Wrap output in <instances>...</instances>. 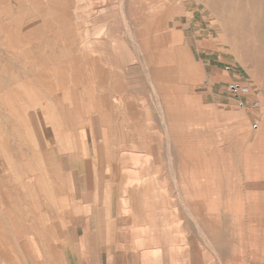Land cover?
<instances>
[{
    "label": "rangeland",
    "instance_id": "374dc122",
    "mask_svg": "<svg viewBox=\"0 0 264 264\" xmlns=\"http://www.w3.org/2000/svg\"><path fill=\"white\" fill-rule=\"evenodd\" d=\"M16 132L89 189L118 264H264V0H0L2 152ZM80 243L0 222V264L102 254Z\"/></svg>",
    "mask_w": 264,
    "mask_h": 264
},
{
    "label": "crops",
    "instance_id": "0c3cea01",
    "mask_svg": "<svg viewBox=\"0 0 264 264\" xmlns=\"http://www.w3.org/2000/svg\"><path fill=\"white\" fill-rule=\"evenodd\" d=\"M16 134L12 152L4 153L0 149V222L6 227L8 239L17 242L19 247L20 243L28 242L46 257H62L63 242H81L79 248L83 250L84 258L89 249L101 248L102 254H88L92 255V264H118L117 256L122 253L120 248L113 254L111 247L106 248L107 243L104 242L102 247L93 244L111 235V223L96 215L99 206L87 194L89 189L77 191L74 183L70 186L69 177L66 184L70 188H60L63 184L61 166L54 165L49 169L45 153H31L25 138ZM90 239L93 242L89 245L92 246L86 251L85 241ZM99 256L106 260H97Z\"/></svg>",
    "mask_w": 264,
    "mask_h": 264
},
{
    "label": "bare ground",
    "instance_id": "6f19581e",
    "mask_svg": "<svg viewBox=\"0 0 264 264\" xmlns=\"http://www.w3.org/2000/svg\"><path fill=\"white\" fill-rule=\"evenodd\" d=\"M122 8H123V7H122ZM159 108H160V107H159ZM160 109H161V108H160ZM160 109H159V110H160ZM157 110H158V109H157ZM169 147H170V146H169ZM168 150H169V149H168ZM254 157H255V156H254ZM254 159H255V158H254ZM169 160H170V159H169ZM174 168H175V167H174ZM2 206H3V205H2ZM262 212H263V211H262ZM58 231H59V230H58ZM56 245H57V244H56ZM57 247H58V246H57ZM60 248H61V247H60ZM126 261H127V260H126Z\"/></svg>",
    "mask_w": 264,
    "mask_h": 264
}]
</instances>
